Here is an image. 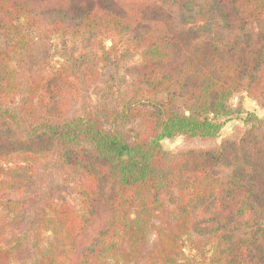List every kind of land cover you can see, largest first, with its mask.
I'll use <instances>...</instances> for the list:
<instances>
[{
  "label": "trees",
  "instance_id": "16d2710c",
  "mask_svg": "<svg viewBox=\"0 0 264 264\" xmlns=\"http://www.w3.org/2000/svg\"><path fill=\"white\" fill-rule=\"evenodd\" d=\"M241 91L264 107V0H0V264H264V119L162 145Z\"/></svg>",
  "mask_w": 264,
  "mask_h": 264
},
{
  "label": "rangeland",
  "instance_id": "374dc122",
  "mask_svg": "<svg viewBox=\"0 0 264 264\" xmlns=\"http://www.w3.org/2000/svg\"><path fill=\"white\" fill-rule=\"evenodd\" d=\"M152 1V0H149ZM107 44L110 45L111 41L107 40ZM51 46L50 51L52 54V66H59L61 63V56L60 52L62 51L63 47V38L60 35H55L51 40ZM139 61V56L137 55L132 65H136ZM88 97V102L91 105H97L99 101V86L96 85L92 87L88 94H86ZM229 105L232 109L231 114L228 117H223L220 120L224 122V127L220 131L218 137L210 140H202L200 138H192V139H186L184 136H176L174 138H165L162 140V145L165 150L168 151H178L181 148L184 147H214L219 145L224 138L232 136L238 129L244 130L246 127V124L244 122L245 118L247 117L248 113H253L257 115L260 118L264 119V107L258 103V101L251 96L248 95L246 91H241L238 93H235L234 96L229 100ZM80 108H77V105L74 104V111L78 112ZM129 127H133L137 129L139 127L138 123H134L129 125ZM92 232V231H91ZM48 237L51 236V233L47 234ZM155 236L151 235L149 242L150 245L154 241ZM46 244V241L44 245ZM185 253L187 257L193 258L197 257V253L195 250L190 248L189 246H186ZM211 252H207V255L209 256ZM12 264H32L29 261L26 262H18L14 261Z\"/></svg>",
  "mask_w": 264,
  "mask_h": 264
}]
</instances>
